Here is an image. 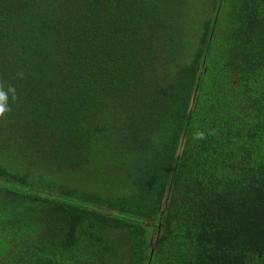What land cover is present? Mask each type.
<instances>
[{
  "label": "trees",
  "instance_id": "obj_1",
  "mask_svg": "<svg viewBox=\"0 0 264 264\" xmlns=\"http://www.w3.org/2000/svg\"><path fill=\"white\" fill-rule=\"evenodd\" d=\"M0 93V264H264V0H0Z\"/></svg>",
  "mask_w": 264,
  "mask_h": 264
},
{
  "label": "clouds",
  "instance_id": "obj_2",
  "mask_svg": "<svg viewBox=\"0 0 264 264\" xmlns=\"http://www.w3.org/2000/svg\"><path fill=\"white\" fill-rule=\"evenodd\" d=\"M2 99H4V95L3 93H0V100ZM4 111H5V108L2 105H0V114H2Z\"/></svg>",
  "mask_w": 264,
  "mask_h": 264
},
{
  "label": "rangeland",
  "instance_id": "obj_3",
  "mask_svg": "<svg viewBox=\"0 0 264 264\" xmlns=\"http://www.w3.org/2000/svg\"><path fill=\"white\" fill-rule=\"evenodd\" d=\"M153 231H154V230H152V229L150 230V232H152V233H153Z\"/></svg>",
  "mask_w": 264,
  "mask_h": 264
}]
</instances>
